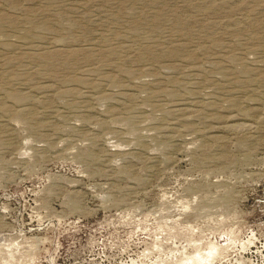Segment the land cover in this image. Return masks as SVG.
Here are the masks:
<instances>
[{
    "label": "rangeland",
    "instance_id": "rangeland-1",
    "mask_svg": "<svg viewBox=\"0 0 264 264\" xmlns=\"http://www.w3.org/2000/svg\"><path fill=\"white\" fill-rule=\"evenodd\" d=\"M0 264H264V0H0Z\"/></svg>",
    "mask_w": 264,
    "mask_h": 264
}]
</instances>
